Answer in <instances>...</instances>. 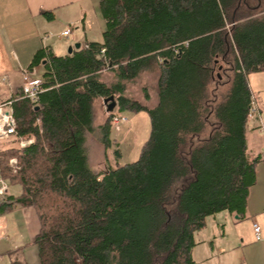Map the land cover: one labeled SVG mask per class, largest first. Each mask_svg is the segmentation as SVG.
I'll list each match as a JSON object with an SVG mask.
<instances>
[{"label": "trees", "instance_id": "16d2710c", "mask_svg": "<svg viewBox=\"0 0 264 264\" xmlns=\"http://www.w3.org/2000/svg\"><path fill=\"white\" fill-rule=\"evenodd\" d=\"M99 12L100 42L64 56L38 50L27 68L45 61L37 99L21 88L11 98L15 139L28 143L0 151L2 177L19 189L0 209L34 208L37 264H195L194 232L223 211L243 219L256 180L247 76L264 71V21L253 18L264 0H100ZM102 70L114 81L103 82ZM154 70V107L124 93L125 82ZM110 95L119 112L145 111L150 131L136 160L95 172L84 135L94 102Z\"/></svg>", "mask_w": 264, "mask_h": 264}, {"label": "crops", "instance_id": "0c3cea01", "mask_svg": "<svg viewBox=\"0 0 264 264\" xmlns=\"http://www.w3.org/2000/svg\"><path fill=\"white\" fill-rule=\"evenodd\" d=\"M99 2L100 0H0V77L5 78L0 81V104L11 100L13 95L20 90L21 70L30 66L33 55L38 50L49 47L55 56H64L66 52L63 51L64 43L73 47L75 43H80V46H83L88 42L102 40L104 21L99 12ZM42 11L51 12L52 19L47 20L41 14ZM258 15L253 18L258 17L264 21V13ZM65 25L75 26L77 29L71 39H68V36L72 35V30L66 36L61 34L63 30H70ZM75 49L73 47V50ZM44 63L45 61L37 65L42 67L41 73L44 71ZM105 72L106 70H102L99 75L100 79L107 83L101 78ZM247 80L252 94L251 107H255V112L252 117H247L246 146L249 153L260 156V161L256 166L255 183L251 186L247 198L244 218L240 220L232 214L230 217L236 219L235 223L237 220H247L248 224L240 227L239 234L242 236V243L245 239L244 234H247L245 232H248L249 239L242 246L244 252L240 254L235 264H264V149L263 155L260 147L250 152L251 144L247 138L249 131L254 133L252 145L256 147L255 143H258L260 138L257 132L261 133V128L258 125L263 124L264 101L259 100L254 91L262 93L261 98L264 99V72H250ZM96 102H99L98 99L93 104L92 128L95 132V125L99 127V134L97 133L98 137L95 139L102 142L101 126L105 120L103 123H99L102 121H99V118L96 117L97 113L95 114V108L98 107ZM85 139L86 135H84V141ZM1 142L2 140H0V151L4 150ZM109 149L105 153L103 145V159L105 160L109 158ZM259 167L261 168L259 169ZM261 173L262 177L259 181ZM1 186H5L6 190L4 194H0V202L19 193L17 186L11 185L2 177L0 168ZM254 223L260 228L259 239L255 237ZM39 227L37 214L31 206L15 204L11 208L0 209V264H37L34 239L39 232ZM194 239L196 244L192 251V257L195 264H212L208 255L202 253L205 247L201 248V251L197 249L202 246L200 243H203L204 240H196L195 237ZM199 253L200 258H198Z\"/></svg>", "mask_w": 264, "mask_h": 264}, {"label": "rangeland", "instance_id": "374dc122", "mask_svg": "<svg viewBox=\"0 0 264 264\" xmlns=\"http://www.w3.org/2000/svg\"><path fill=\"white\" fill-rule=\"evenodd\" d=\"M65 26L69 27L70 31L72 30V35L68 36V39H71L77 29L75 28V26ZM56 40L58 39L56 38ZM64 46L65 48L63 49V51L68 52L69 46L65 45V43ZM66 52L64 54H66ZM107 71L108 70H106L105 74L102 75L101 78L106 80L107 83H111L112 81H114V74L110 71ZM41 72L42 67L36 66L33 70V75L36 77H40V75L42 74ZM157 77V70L144 71L134 80L125 82L124 93L131 99L139 101L141 104H144L148 107H154L157 103ZM145 92L148 95V99L145 98ZM254 93L259 98V100L264 101V99L261 98L262 93H258L257 90H255ZM98 101L99 102H96V106L98 107L95 106V114L97 113V119L99 118V121H102L99 123H103V121L105 120V124L109 120L110 112L106 111V107L102 102L100 103L101 99H98ZM113 113L114 114H111L110 116L112 127L110 131V139L112 140V142L110 146L111 148L109 149L108 153L109 158H107L106 160L103 159V144L100 140L95 139L98 137L97 133L99 127L95 125V132H93L94 130L85 132L86 139L84 141V147L86 146L85 150L88 155V164L95 172L104 171L109 165L115 166L116 162H118V164H124L136 160L139 155L141 146L147 139L150 131V120L148 114L145 111H139L136 113L132 111L119 112L115 108L113 110ZM117 115L126 117V122H119L118 124L114 122L113 117ZM262 115L264 126V108H262ZM258 126L260 128L261 123ZM260 131L261 133L257 132L260 138L258 143H255L256 147H253L252 145V137L254 133H251L250 131L247 133V138L249 140V143L251 144L249 149L250 152L259 147V149L261 150V154L263 152L264 132H262V130ZM26 141L28 140L26 139ZM1 143L4 151H9L11 148L20 147L15 137H9L5 140H2ZM115 150H118L119 152L118 154L120 155V158L118 159L115 158L117 155H114ZM11 159H14L15 161H11ZM6 162L9 172L11 174H16V172L20 168L18 158L15 155H12L7 157ZM260 168L261 167H259V169ZM261 177L262 173L259 176V181H261ZM216 215L217 216L207 217L204 227L194 232V237L196 238V240H204L203 243H200L202 246H199V248L197 249L198 251H201V248L205 247L203 248L202 253L208 255L209 261L212 264H235L236 260L240 257V254L244 252V249L242 250V246L245 244V242H247V239H249L248 232H245L247 234H244L245 239L242 243V236L239 234V232H241L240 227L248 225L247 220H237V222L235 223L236 219H232L230 217V214L226 211L220 212V214L218 213ZM199 256L200 253L198 255V258H200Z\"/></svg>", "mask_w": 264, "mask_h": 264}, {"label": "built area", "instance_id": "2783aa9c", "mask_svg": "<svg viewBox=\"0 0 264 264\" xmlns=\"http://www.w3.org/2000/svg\"><path fill=\"white\" fill-rule=\"evenodd\" d=\"M69 32L70 30L66 29V30H63L61 34L63 36H66L69 34ZM21 77H22L21 91H22L23 97L28 98L30 101H35L37 99L38 93L41 91L40 89L41 80L39 79V77H36L33 75V70H29V69H22ZM3 80H5V78L0 77V81H3ZM254 112H255V107L252 106L248 113V117L249 118L252 117ZM113 119H114V122H116L117 124L119 122L121 123L126 122V117L119 116V115L113 117ZM15 126H16V121H15L13 110L11 107V100L5 103H1L0 104V140H5L9 137H15L16 136ZM260 128L262 131H264V126L262 123H261ZM18 143L20 147H24L28 143V141L19 139ZM11 161H15V160L11 159ZM5 190H6V187L1 186L0 194L1 195L4 194ZM253 228H254L256 239H259V236H260L259 226L256 223H254Z\"/></svg>", "mask_w": 264, "mask_h": 264}, {"label": "water", "instance_id": "95a60500", "mask_svg": "<svg viewBox=\"0 0 264 264\" xmlns=\"http://www.w3.org/2000/svg\"><path fill=\"white\" fill-rule=\"evenodd\" d=\"M73 47L78 49L80 47V43H75ZM73 47L70 46L68 48V53H70L73 50ZM102 103L105 105L107 112H112L116 107V100L113 95L103 98ZM35 108H38V106H36Z\"/></svg>", "mask_w": 264, "mask_h": 264}]
</instances>
